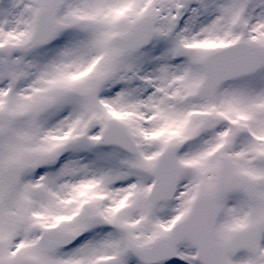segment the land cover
I'll return each instance as SVG.
<instances>
[{
	"label": "snow or ice",
	"instance_id": "1",
	"mask_svg": "<svg viewBox=\"0 0 264 264\" xmlns=\"http://www.w3.org/2000/svg\"><path fill=\"white\" fill-rule=\"evenodd\" d=\"M0 264H264V0H0Z\"/></svg>",
	"mask_w": 264,
	"mask_h": 264
}]
</instances>
